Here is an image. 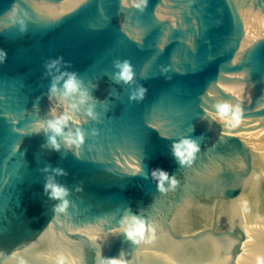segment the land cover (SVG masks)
I'll use <instances>...</instances> for the list:
<instances>
[{
    "label": "water",
    "instance_id": "water-1",
    "mask_svg": "<svg viewBox=\"0 0 264 264\" xmlns=\"http://www.w3.org/2000/svg\"><path fill=\"white\" fill-rule=\"evenodd\" d=\"M0 52V264L264 261V0H0ZM59 57L96 118L76 113L84 142L55 151L37 124L67 109L49 97ZM123 61L130 85L113 78ZM183 139L199 146L190 167L172 154ZM46 167L67 173L64 213ZM155 168L177 186L159 192ZM133 214L154 238L126 240Z\"/></svg>",
    "mask_w": 264,
    "mask_h": 264
},
{
    "label": "clouds",
    "instance_id": "clouds-1",
    "mask_svg": "<svg viewBox=\"0 0 264 264\" xmlns=\"http://www.w3.org/2000/svg\"><path fill=\"white\" fill-rule=\"evenodd\" d=\"M5 58L6 53L0 52V63H2ZM63 63V58L59 57L46 64L45 69L48 76L51 78L49 88L50 100L55 98L62 105L66 104L67 109L62 114H53L50 119L41 121L37 124V128L46 135L48 144L55 151H60L58 138L62 139L67 145L79 146L84 142V136L81 131L76 130L73 132L70 129V121L74 120L76 113L83 109L87 116L93 119L96 118L94 106L91 104L92 97L87 89L83 87L75 72L62 70L61 65ZM114 67L116 72L113 78L116 83L130 85L133 82L135 73L130 62H116ZM146 91L147 90L143 86L138 87L135 92L130 94V101L142 99ZM227 112L228 106H221L219 108V118L223 119ZM217 118L216 115H213V119ZM198 152L199 146L195 141L190 139H183L179 143H174L172 146L173 157L182 167H190ZM43 171L45 173L51 171L55 174L46 179L44 190L49 199L61 202L54 206L53 211L64 213L69 207V202L66 199L69 195V191L64 185L56 182L55 176L67 175V173L62 169H51L50 167H46ZM151 178L155 181L156 188L161 193L173 190L178 184L175 176L162 168L152 169ZM166 184L168 187H165ZM155 227L156 225L154 223H149L146 218L133 214L121 221L119 232L124 234L126 240L130 241L133 245H139L141 241L145 239L146 233L154 238ZM123 255L124 253L122 252L119 258L109 259L100 257L98 264H124V261L121 259ZM59 264H65V259L63 257L60 258ZM260 264H264V261H261Z\"/></svg>",
    "mask_w": 264,
    "mask_h": 264
}]
</instances>
